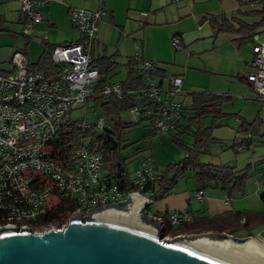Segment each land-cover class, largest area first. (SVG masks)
Wrapping results in <instances>:
<instances>
[{"label": "crops", "instance_id": "0c3cea01", "mask_svg": "<svg viewBox=\"0 0 264 264\" xmlns=\"http://www.w3.org/2000/svg\"><path fill=\"white\" fill-rule=\"evenodd\" d=\"M35 2L42 19L30 32H24L26 16L21 11V0H0V63L8 61L11 64L10 71L0 70L1 73L15 71L10 62L15 52L23 54L29 71H38L36 63L44 51H51L55 45L87 40L91 65L108 67L107 83L125 81L128 65L140 57L154 63V73L157 74L153 76L152 72L151 79L162 87L171 85L174 78L181 79L180 92L175 96L181 108L191 107L195 93L213 94L226 98L223 102L229 100L226 104L221 103L219 111L222 115L226 113L221 110L230 111L235 123H239L240 133L245 126L251 125L248 118L257 100L261 101L245 81L244 74L248 71L254 38L264 41V28L259 24L252 29V24L259 18L251 13L258 6L250 0ZM71 9L102 13L95 38L89 40L70 22L68 13ZM141 12L145 13L144 17L138 14ZM176 35L180 36L183 44L179 50L170 43ZM86 115L81 120L85 121ZM98 119L103 120L105 128L111 127L112 123L106 117L98 116L94 121ZM182 123L183 120L179 124ZM148 127L157 134L150 125ZM170 131L173 130L165 133ZM178 131H174L176 135ZM211 137L214 141L209 152L203 154L205 159L202 156L201 163L214 166L231 164L234 171L251 167L241 186L230 193L214 186L205 188L200 199L195 197L199 188L194 183L180 186L153 201L146 210L162 221L164 231L172 238L178 235H229L238 239L251 237L264 245V202L260 197L264 194L261 184L264 181V134L262 139L253 140L252 134L244 132L239 140H234L230 151L221 152L210 151L215 143L222 142L212 132ZM154 167L159 170L155 163ZM102 171L109 173L103 164ZM130 178L128 176V182ZM225 195H228V200L224 199ZM171 211L179 213V224L170 223Z\"/></svg>", "mask_w": 264, "mask_h": 264}, {"label": "built area", "instance_id": "2783aa9c", "mask_svg": "<svg viewBox=\"0 0 264 264\" xmlns=\"http://www.w3.org/2000/svg\"><path fill=\"white\" fill-rule=\"evenodd\" d=\"M35 3L21 0V11L26 16L24 32H30L42 19ZM101 14L71 9L68 17L91 40L97 36ZM170 43L175 50L183 46L178 35ZM51 59L59 67L53 78L29 71L25 57L19 52L10 59L15 71L0 72V228L28 227L39 233L55 228L57 223L46 215L58 207L66 209L68 219L76 210L84 216L88 209L127 203L129 194L145 199L148 205L154 201L152 195L160 173L150 157L141 162L127 187L102 171L101 152L88 149L83 134L87 129L103 130L102 119L94 123L77 121L69 147L61 146L63 152L57 150L61 155L54 152L52 144L62 125L71 120L74 109L95 93L98 73L91 65L87 40L55 45ZM131 67L143 77V86L123 91L118 83H106L99 93L131 96L135 105L128 113L133 122L145 117L157 134L172 129L180 118V104L175 96L180 92L181 79L174 78L171 85L162 87L151 79L154 63L137 57ZM247 68L244 79L264 106V41L257 37ZM261 184L264 186V181ZM50 195L60 200L59 206L48 208ZM203 196L204 190L195 192L196 198ZM224 199L228 200V195ZM146 214L150 213L146 210ZM169 220L172 225L179 224V213L171 211Z\"/></svg>", "mask_w": 264, "mask_h": 264}, {"label": "water", "instance_id": "95a60500", "mask_svg": "<svg viewBox=\"0 0 264 264\" xmlns=\"http://www.w3.org/2000/svg\"><path fill=\"white\" fill-rule=\"evenodd\" d=\"M76 210L55 228H0V264H264V245L248 237L178 235L146 214V200Z\"/></svg>", "mask_w": 264, "mask_h": 264}, {"label": "trees", "instance_id": "16d2710c", "mask_svg": "<svg viewBox=\"0 0 264 264\" xmlns=\"http://www.w3.org/2000/svg\"><path fill=\"white\" fill-rule=\"evenodd\" d=\"M250 3H255L258 6L256 10L251 11L253 15L259 18V21L252 24V29L254 30L255 26L257 27L259 24L264 23V0H250ZM36 66V70L43 73L47 78L55 77L59 71V67L52 62L51 51H44L39 57ZM93 67L97 69L98 73L96 86L94 88L95 93L86 101L91 98L95 105H98L102 112L105 113L107 120L110 121L112 125L101 131L87 129L83 136L85 141H87L86 144L88 149L101 152L103 165L109 172L107 173L108 176L119 179L122 186L129 187L128 175L125 170V158L121 155V149L125 145L122 139V133L124 129L131 127L132 124H136L137 122H122L120 113L122 111H128L135 103L133 98L126 94H122L120 97L113 94L101 95L99 92L104 84L107 83L109 77V73L107 72L108 67L106 69L104 65H99L98 68L96 66ZM155 70H153V76L157 74L154 73L156 72ZM143 83L144 81L141 74L135 71L130 64L128 65L127 79L119 85L123 91H132L143 86ZM224 99L226 98L222 99V97L213 94L195 93L190 108L184 109L180 106V118L178 122L180 123V121L183 120V123L182 125L175 123L173 128L169 129L173 130V132L180 130V132H177V135L174 134L172 141L176 144L180 143L178 137L182 133H189L192 141L190 145H183L180 143L185 151V156L181 161L168 164L163 170H158L160 178L156 182L155 190L153 191L152 196L154 201L171 193L175 187L178 176L186 170L190 171L195 186L202 190L214 186L230 193L235 188L241 186L242 181L247 176V170H251V167L245 168L244 171H234L231 164L214 166L203 164L199 161V156L204 154L214 141L211 137L212 126H203L202 121L205 117H212L213 122L220 118L222 114L219 108ZM85 108L87 110L86 106ZM77 121L78 120L71 119L62 125L57 139L52 144L55 153L57 150L63 152L61 147L63 145H65L64 149L69 147V144L74 139V126ZM143 121L147 122V118L141 117L138 122L141 123ZM147 125H149L148 122ZM254 129L255 125H247L242 132L253 134ZM262 138L263 137H261V139ZM242 142L244 143L243 140ZM242 146L245 147V144ZM57 153L61 155V152L57 151ZM253 166L256 168V165ZM260 197L264 202V194H261ZM67 216L66 209L64 207H58L55 211L48 212L46 218L52 222L59 223L66 220ZM164 233H166V231H164Z\"/></svg>", "mask_w": 264, "mask_h": 264}, {"label": "rangeland", "instance_id": "374dc122", "mask_svg": "<svg viewBox=\"0 0 264 264\" xmlns=\"http://www.w3.org/2000/svg\"><path fill=\"white\" fill-rule=\"evenodd\" d=\"M261 26L264 28V23L261 24ZM0 70L10 71L11 64L8 63V61L1 62ZM228 102L229 100H225L223 104ZM260 103L261 102H258L257 100V103H255L256 107L253 109L252 114H250L248 118L250 122H252L251 125H255L254 133L252 134L253 140H260V137L264 134V108L261 107L262 103ZM85 106L87 107V110L85 109ZM221 112L226 113V115L223 114L214 122L212 117H205L202 121L203 126H212L211 132L215 137L222 139L221 144H218V142L214 144L215 146L210 149L211 152H221V150L230 151L229 147L233 145L234 140H236V138L239 140L241 136L244 135V132L240 133L239 123H235L233 116L230 115V111L221 110ZM84 114H87L85 120L87 123H94V120L98 116L106 117L105 113L102 112L98 105H95L91 98L86 101V103L74 109L70 114V117L72 119L81 120L83 119ZM120 115L124 122H133L128 111H122ZM134 122L137 123L124 129L122 133V139L124 140L125 145L121 149V155L125 158V170L129 177L134 175L135 170L140 167L141 162L145 158L150 157L159 170H163L168 164H174L183 159L185 151L180 143L183 145H190L192 138L189 133H182L180 143L176 144L172 141V137L175 132L170 131L169 133L155 134L148 127L146 121L141 123L138 121ZM85 142L87 143V141ZM207 152H209V148L204 155L207 154ZM202 156L203 154L199 156L200 162ZM203 158L205 159V156H203ZM185 185H193V178L189 170H186L178 176L174 188L177 189L180 186ZM59 203L60 200L55 196L50 195L48 197L49 209L53 206H59ZM66 220H63L62 222L64 223ZM163 239H172L171 234L168 232L164 233Z\"/></svg>", "mask_w": 264, "mask_h": 264}]
</instances>
